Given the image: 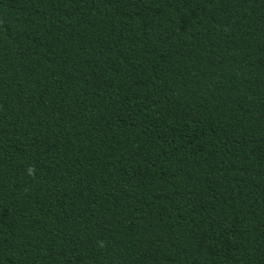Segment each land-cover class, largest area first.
I'll return each instance as SVG.
<instances>
[{"label": "trees", "instance_id": "obj_1", "mask_svg": "<svg viewBox=\"0 0 264 264\" xmlns=\"http://www.w3.org/2000/svg\"><path fill=\"white\" fill-rule=\"evenodd\" d=\"M0 264H264V0H0Z\"/></svg>", "mask_w": 264, "mask_h": 264}]
</instances>
